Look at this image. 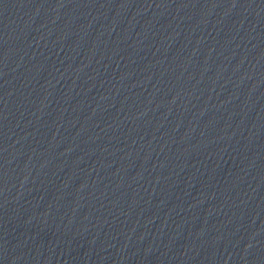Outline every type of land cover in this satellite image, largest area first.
Here are the masks:
<instances>
[{"label":"water","instance_id":"obj_1","mask_svg":"<svg viewBox=\"0 0 264 264\" xmlns=\"http://www.w3.org/2000/svg\"><path fill=\"white\" fill-rule=\"evenodd\" d=\"M0 264H264V0H0Z\"/></svg>","mask_w":264,"mask_h":264}]
</instances>
